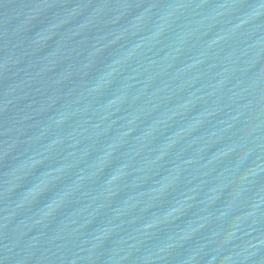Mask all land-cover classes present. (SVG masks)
<instances>
[{"label": "water", "instance_id": "water-1", "mask_svg": "<svg viewBox=\"0 0 264 264\" xmlns=\"http://www.w3.org/2000/svg\"><path fill=\"white\" fill-rule=\"evenodd\" d=\"M0 264H264V0H0Z\"/></svg>", "mask_w": 264, "mask_h": 264}]
</instances>
